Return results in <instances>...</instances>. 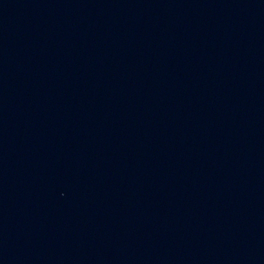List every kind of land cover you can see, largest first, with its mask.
<instances>
[{
  "label": "water",
  "instance_id": "water-1",
  "mask_svg": "<svg viewBox=\"0 0 264 264\" xmlns=\"http://www.w3.org/2000/svg\"><path fill=\"white\" fill-rule=\"evenodd\" d=\"M0 264H264V0H0Z\"/></svg>",
  "mask_w": 264,
  "mask_h": 264
}]
</instances>
